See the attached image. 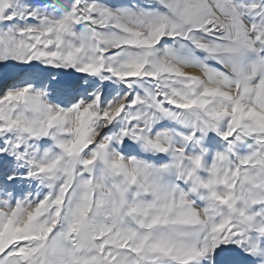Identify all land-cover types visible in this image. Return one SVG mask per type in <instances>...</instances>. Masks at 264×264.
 <instances>
[{
    "label": "snow or ice",
    "instance_id": "6c2138e0",
    "mask_svg": "<svg viewBox=\"0 0 264 264\" xmlns=\"http://www.w3.org/2000/svg\"><path fill=\"white\" fill-rule=\"evenodd\" d=\"M0 264H264V0H0Z\"/></svg>",
    "mask_w": 264,
    "mask_h": 264
}]
</instances>
